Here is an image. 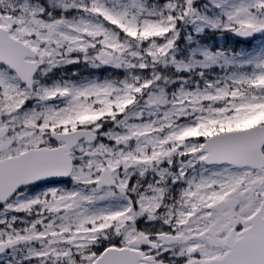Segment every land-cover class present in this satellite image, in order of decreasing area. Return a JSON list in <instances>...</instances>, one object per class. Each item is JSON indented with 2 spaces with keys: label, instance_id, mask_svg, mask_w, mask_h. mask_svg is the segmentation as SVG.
I'll use <instances>...</instances> for the list:
<instances>
[{
  "label": "snow or ice",
  "instance_id": "obj_1",
  "mask_svg": "<svg viewBox=\"0 0 264 264\" xmlns=\"http://www.w3.org/2000/svg\"><path fill=\"white\" fill-rule=\"evenodd\" d=\"M0 264H264V0H0Z\"/></svg>",
  "mask_w": 264,
  "mask_h": 264
},
{
  "label": "rangeland",
  "instance_id": "obj_2",
  "mask_svg": "<svg viewBox=\"0 0 264 264\" xmlns=\"http://www.w3.org/2000/svg\"><path fill=\"white\" fill-rule=\"evenodd\" d=\"M227 43H230V41H228ZM80 66H81L83 71H87V72L91 71L90 69H87V68L83 67L82 65H80ZM97 75H99V73H97Z\"/></svg>",
  "mask_w": 264,
  "mask_h": 264
}]
</instances>
